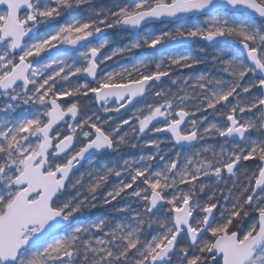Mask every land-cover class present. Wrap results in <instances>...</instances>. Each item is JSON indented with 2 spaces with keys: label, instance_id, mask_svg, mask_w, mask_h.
I'll list each match as a JSON object with an SVG mask.
<instances>
[{
  "label": "snow or ice",
  "instance_id": "obj_1",
  "mask_svg": "<svg viewBox=\"0 0 264 264\" xmlns=\"http://www.w3.org/2000/svg\"><path fill=\"white\" fill-rule=\"evenodd\" d=\"M0 264H264V0H0Z\"/></svg>",
  "mask_w": 264,
  "mask_h": 264
},
{
  "label": "trees",
  "instance_id": "obj_2",
  "mask_svg": "<svg viewBox=\"0 0 264 264\" xmlns=\"http://www.w3.org/2000/svg\"><path fill=\"white\" fill-rule=\"evenodd\" d=\"M105 2H107V0H105ZM125 42H126L125 40H122V39H119V37H116L114 43L105 51L110 52L112 47L122 46L123 43H125ZM197 47H198V45L192 43V44L188 45L187 47H183L181 50L184 51L185 53H195L197 50ZM214 51H218V49L217 50H213L211 48L208 49V52L210 54H212ZM138 59H139V54L134 55L129 60H117L115 62H109L105 70H112V69L120 70L123 67H130L131 64L137 62ZM210 68H211V64L209 63L206 65H201L195 71L196 72L207 71ZM185 71H187V70H185ZM253 135H255V133H253ZM144 138H145L144 140L153 139V137H151V135L145 136ZM142 142L143 141H141V143ZM162 147L164 148L165 151H169L172 148L171 144H165V145H162ZM127 151H129V150H126V152ZM130 151L133 155H139V150H130ZM145 151H152V149H145ZM95 216H102V213L100 211H97L95 213ZM181 243H183V241H181Z\"/></svg>",
  "mask_w": 264,
  "mask_h": 264
},
{
  "label": "water",
  "instance_id": "obj_3",
  "mask_svg": "<svg viewBox=\"0 0 264 264\" xmlns=\"http://www.w3.org/2000/svg\"><path fill=\"white\" fill-rule=\"evenodd\" d=\"M192 42H186V44H190ZM167 135V134H160V136Z\"/></svg>",
  "mask_w": 264,
  "mask_h": 264
},
{
  "label": "flooded vegetation",
  "instance_id": "obj_4",
  "mask_svg": "<svg viewBox=\"0 0 264 264\" xmlns=\"http://www.w3.org/2000/svg\"><path fill=\"white\" fill-rule=\"evenodd\" d=\"M164 136V135H163ZM163 136H161V138L163 137ZM151 137H153V136H151ZM153 138H156V137H153ZM145 139V138H144ZM172 146V145H171Z\"/></svg>",
  "mask_w": 264,
  "mask_h": 264
}]
</instances>
